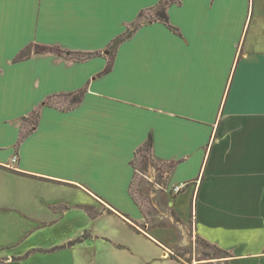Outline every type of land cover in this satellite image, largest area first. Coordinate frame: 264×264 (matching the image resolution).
Masks as SVG:
<instances>
[{"label":"crops","instance_id":"1","mask_svg":"<svg viewBox=\"0 0 264 264\" xmlns=\"http://www.w3.org/2000/svg\"><path fill=\"white\" fill-rule=\"evenodd\" d=\"M161 1L5 4L0 264H186L164 234L154 236L131 194L132 161L150 136L153 159L167 167L170 205L194 236L229 253L198 264H264V0L210 9L181 0L168 10L180 34L144 24L101 75L112 41L150 20L140 18L145 5ZM37 45L100 55L36 54ZM30 46L32 55L13 66ZM156 56L152 72L131 76ZM81 91L72 110L46 105ZM182 193L190 212L176 209Z\"/></svg>","mask_w":264,"mask_h":264},{"label":"rangeland","instance_id":"2","mask_svg":"<svg viewBox=\"0 0 264 264\" xmlns=\"http://www.w3.org/2000/svg\"><path fill=\"white\" fill-rule=\"evenodd\" d=\"M59 106L66 107L65 100H60ZM146 155L147 152H141L136 160V178L132 193L146 214L150 229L157 228L153 230L154 236L163 240L161 234H164L165 240L171 243L169 247L173 253L180 255L186 264L214 260L207 256L212 251L205 246L200 238L192 234V223L184 224L174 206L170 205L173 199L166 192L165 173L167 167L156 163L153 158ZM152 177L153 182L150 181ZM177 198V211L179 213L190 212L191 205L187 200V195L182 193Z\"/></svg>","mask_w":264,"mask_h":264},{"label":"trees","instance_id":"3","mask_svg":"<svg viewBox=\"0 0 264 264\" xmlns=\"http://www.w3.org/2000/svg\"><path fill=\"white\" fill-rule=\"evenodd\" d=\"M174 4L181 5V0H175V2H173V0H162L156 6V9L159 10V14H157L156 11H152V14L149 15L150 10L143 11L141 13V15H140V18L142 19V18H146L147 16H150V20H148L147 22H141V20H140V22L135 23L132 27H130L124 35H122V36L116 38L114 41H112V43L108 46V48L106 50V52L108 54L107 55V57H108V65H107L105 71L101 73V75L108 74V73H110L112 71L119 46L124 41H126L127 39L132 37L134 35V33L137 30H139V28L141 26H143L144 24L148 23L149 21H152L151 23H162V24L166 25L171 31L175 32L176 34H180V31L177 28H175V27H173L171 25L169 14H168L169 8L172 5H174ZM25 50L28 51V58H29L32 55L33 47L32 46L27 47ZM34 52L36 54H45V53H48V52H52V53L58 54L60 56H64V57H66L68 59H76V60H87V59H90V58H93V57H96V56L100 55L99 53H73V52H70V51H64V50H61V49H52L50 47L39 46V45L34 47ZM84 93H85L84 91H81L79 93H74V94L56 95L54 97H51L46 102V105L50 106V107H58V108H61L64 111H69V110H72V109L78 107L81 104V102L83 100V97H84ZM60 100H65L66 107L62 108V107L59 106V101ZM37 116H38V118H37ZM39 116H40L39 111H36L31 116V120L29 121V125L31 126V129H29V132H32V128L33 127H36L38 119H39ZM23 137L24 136L22 134L21 138H23ZM20 142H21V140H20ZM152 150H153V137L150 136L148 141L144 145V147H141L136 152L135 159L132 161V165L134 166V168H135V163H136V160L138 158V155L141 152H147V155L150 158H153L152 157ZM135 178H136V175H135ZM135 178H134V181H135ZM134 181H133V184H132V188H133V185H134ZM131 194H132V197L134 198L135 202L138 204V202L136 201V199H135V197H134V195L132 193V189H131ZM109 212L113 213L110 210H109ZM98 214H99V211H96L95 214H94V217H97ZM88 236L89 235L85 233L82 237H79L75 241L69 243V245H74V244L80 243L84 239H86ZM201 241L205 244V246L207 248H209L212 251V253L210 255H207V256L211 257V259H219L220 260V259H226V258L229 257V253L227 251L222 250L219 247H216V246H214V245H212V244H210V243H208V242H206L204 240H201ZM172 256L176 260L183 261L180 255L174 254Z\"/></svg>","mask_w":264,"mask_h":264},{"label":"snow or ice","instance_id":"4","mask_svg":"<svg viewBox=\"0 0 264 264\" xmlns=\"http://www.w3.org/2000/svg\"><path fill=\"white\" fill-rule=\"evenodd\" d=\"M9 0H0V46L3 45L4 36H5V27H4V6L8 3ZM58 3H65L70 5H85V4H95V3H105V4H118L122 2V0H57ZM175 2V0H173ZM189 2L204 4L207 9H210L212 5H215L216 8H219L222 3H228L229 0H185V4ZM145 7L150 9L149 15L152 14V11H156L159 14V10L153 4H146ZM150 23L152 21H149ZM179 27V25H177ZM28 59V51H21L19 55L16 57L15 61H13V66L19 65L25 62ZM159 61V56L154 57L151 60L146 59L139 68H133L131 70V76L135 79L141 73H150L154 70L155 63ZM9 71V68L5 66L4 57L0 56V108L3 107L5 100V92H4V77L5 74ZM163 75L166 79H174L176 73L165 69L163 71ZM38 118V116H37Z\"/></svg>","mask_w":264,"mask_h":264},{"label":"built area","instance_id":"5","mask_svg":"<svg viewBox=\"0 0 264 264\" xmlns=\"http://www.w3.org/2000/svg\"><path fill=\"white\" fill-rule=\"evenodd\" d=\"M16 161V160H14ZM165 178H166V173H165ZM149 179V178H148ZM151 180V179H150ZM186 184L182 185V186H174L171 190H170V194L171 195H178L180 194L185 188H186Z\"/></svg>","mask_w":264,"mask_h":264}]
</instances>
